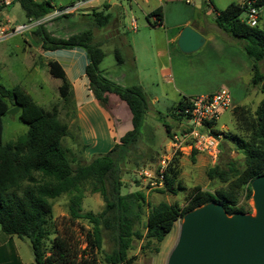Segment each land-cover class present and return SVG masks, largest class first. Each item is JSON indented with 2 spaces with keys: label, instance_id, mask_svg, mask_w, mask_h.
Segmentation results:
<instances>
[{
  "label": "trees",
  "instance_id": "trees-1",
  "mask_svg": "<svg viewBox=\"0 0 264 264\" xmlns=\"http://www.w3.org/2000/svg\"><path fill=\"white\" fill-rule=\"evenodd\" d=\"M17 1L28 18L41 19L54 8L48 0ZM244 1L232 2L224 9L217 10L214 22L230 36L242 41L245 53L252 61L251 83L264 90V72L260 68V62L264 60V28L259 24L249 25L241 16L246 7ZM258 1L264 3V0ZM88 15L94 19L97 28L105 27L110 22V13L104 9L93 10ZM154 15L157 20L155 23L159 24L162 8L158 7L150 13V16ZM43 24L32 31L36 34L44 32ZM44 33L42 48L45 50L74 47L86 50L89 62L85 73L89 89L106 109H109L110 94H117L130 110L132 128L109 151L96 154L92 160L74 166L68 156V149L62 143L69 129L68 124L59 118L58 108L46 109L22 87L7 88L0 83V225L4 233L30 240L34 264H132L133 257L129 255V249L134 238L145 241L143 249L158 251L159 247L153 246V243L158 245L162 242L178 219L199 206L217 202L223 205L229 215L251 212L250 207L239 205V201L243 194L248 198L252 196V181L264 175V98L254 113L245 105L235 106V132L225 135L235 149L244 154V167L229 160L227 169L220 166L210 168L209 177H219L227 185L214 192L196 186L185 206L165 201L153 205L147 214L146 232L143 233L136 227L140 215L132 212V208L137 206L140 210L139 201L144 200V195L122 192L120 165L129 157L141 137L148 111L146 92L141 85L124 87L102 74L100 64L106 54L98 43H94L91 30L68 38ZM48 66L53 76L62 79L59 93L68 100L72 93L64 67L54 59L48 61ZM187 100V96L182 97L174 107L173 115L177 120H181L177 111L187 105ZM16 105L20 107L18 116L28 124V129L18 138L5 141L3 117ZM171 129V125H166L169 133ZM213 132L223 136L217 128ZM178 163V155L170 160L160 192L177 194L184 188L176 184ZM87 184L92 186L94 192H100L105 201L100 213L81 211L83 187ZM63 194L70 195L72 220L85 218L93 226L85 233L88 249L74 247L67 237L50 228L53 200ZM102 227L111 231L115 247L100 259L98 251H102ZM52 234L55 236L51 238Z\"/></svg>",
  "mask_w": 264,
  "mask_h": 264
},
{
  "label": "rangeland",
  "instance_id": "rangeland-1",
  "mask_svg": "<svg viewBox=\"0 0 264 264\" xmlns=\"http://www.w3.org/2000/svg\"><path fill=\"white\" fill-rule=\"evenodd\" d=\"M49 1L54 7V11V9H63L75 5L81 0ZM109 1L113 3V8L109 11L112 20L118 18L120 21L119 27H117L120 32L119 35L114 34L112 37L103 39L102 35L107 32L111 35L115 26L97 28L91 15L84 16V18L81 15L83 6L53 19H48L47 17L51 14H47L43 29L44 32L57 38H68L83 31L91 30L94 43H98L106 54L100 64L102 74L124 87L143 85L148 99V111L141 129V137L129 157L121 163L120 169L123 181L122 192H138L144 195V200L139 201L141 204L140 210L137 206H134L132 212L139 213L140 218L137 220L136 227L145 233L146 217L153 205L165 201L170 204L185 206L194 187L200 186L203 190L214 192L227 185L219 177H209L210 168L220 166V168L227 169L226 164L229 160L236 161L241 168L244 167V154L235 149L233 143L225 135H232L235 132L234 107L245 105L254 113L260 101L264 98V90L261 87H254L250 83L245 87L246 89L242 88L241 92L236 91L233 106L221 113L216 124L217 129L223 133L221 138L223 150L218 158L212 159L204 153H195L188 147L183 149L181 153L177 154L179 156V176L176 184L179 183L184 188L179 190L177 194L168 191L160 192L159 189L163 187V184H160L157 179L159 165L166 156L170 157V137L172 132L179 129L180 120H177L173 115L174 107L178 102L174 85H178L186 92L197 94V92L201 93L203 90L218 86L223 76L226 75L212 72L213 69H210V64L206 68L204 60L209 61L213 58L211 53L207 51L208 46L190 53L181 50L173 52L166 49L164 53H159L157 46L161 44L160 46L165 48L167 42L166 30L155 23L152 16L140 10L136 6V0ZM241 1L243 0H211L212 6L206 8V10H198L190 4V6L184 7V12L182 10L181 13L185 15L193 14L194 18L204 21L206 30H210L212 25L218 27L214 22L217 10L224 9L232 2ZM156 4V0H150L148 6L153 8ZM102 6L104 7V5ZM100 7L95 6L90 11L100 10ZM5 13L9 15L14 24L28 21V17L18 1L7 8ZM261 16L262 22L260 20L259 25L264 28V12ZM175 17L177 18L176 15ZM132 18L136 19L138 25L136 30L132 28ZM44 32L36 34V32L28 30L23 34L10 36L0 42V83L7 88L22 87L46 109L52 110L55 106L58 108L59 118L68 124L69 129V134L63 138L62 143L68 149V156L75 166L78 163L92 160L99 153L88 150L89 144L91 145L95 140H93L92 134L85 133V138H82L79 130L78 110L73 102L72 89V94L68 100L63 99L59 93L62 79L50 73L48 66L50 58H47V55L42 54L40 50L45 37ZM130 43L134 48L133 50L128 47ZM62 54L63 58L60 63L66 71L71 87L75 86L76 91H78L83 85L80 82L79 57L73 56L71 52ZM260 68L264 72V60L260 62ZM207 69H210V71ZM166 70H170V75L163 79L161 74ZM81 75L86 77L82 73ZM168 79L171 81L168 82ZM156 97L158 100H154ZM123 107L121 111H115L120 116L129 113L128 108ZM18 113L15 115L6 114L3 117V139L5 141L18 138L28 129V124L20 120ZM96 119H98V115L95 116ZM129 122L130 119H127L126 126L129 125ZM166 125L172 126L170 133L166 130ZM88 127L85 126V128ZM106 128L104 122L98 123V129L101 132L104 130L103 135L107 132ZM97 137L102 140L99 135ZM69 203V194H63L53 200L50 228L52 231L67 237L74 247L81 249L87 247L86 249H88L85 233L93 226L85 218H78L73 221ZM239 205L250 207V214L254 215L256 209L253 193L250 198L243 194ZM104 207L105 201L101 193L94 192L90 184L84 186L81 211H93L97 214ZM182 222L183 218L178 219L162 242L158 245L153 243V246L159 247L158 251L143 249L142 246L145 241L134 238L129 249V255L133 257L132 264H167L169 255L178 241ZM101 234L103 245L102 251H98V257L103 259L104 254L111 252L115 245L110 230L102 227ZM54 236L55 234H52L50 237ZM49 245L50 243L47 242V246ZM19 262L25 264L35 263L30 240L26 237L20 238L6 234L2 231L0 225V264H19Z\"/></svg>",
  "mask_w": 264,
  "mask_h": 264
},
{
  "label": "crops",
  "instance_id": "crops-1",
  "mask_svg": "<svg viewBox=\"0 0 264 264\" xmlns=\"http://www.w3.org/2000/svg\"><path fill=\"white\" fill-rule=\"evenodd\" d=\"M149 3L150 0H136V6L149 15L156 8H162L161 21L159 20L158 22L160 23L157 24L166 30L167 42L165 48H162L160 46L161 44L157 46V51L159 53H164L166 50L173 52L180 50L177 45L179 33L185 25H191L205 36L206 41L202 48L208 46L207 51L211 53L213 57L212 60H204L206 68H208L210 64V69H213L212 72L226 75L223 76V79H221L218 86L212 89L209 88L203 90L201 93L197 92V94L186 92V90L182 89L178 85H174L177 92L178 102L184 96L192 97L210 94L218 91L221 87H227L231 92L232 98L234 99V93L236 91L239 93L241 92L242 88L246 89L245 87H247L252 80V61L245 53L242 41H236L238 39H234L220 27H216L214 25H212L210 30H206L204 21L194 18L193 14H182L181 12L184 7L190 6V4L186 3L184 0H156L157 4L153 8H149ZM102 5H104V7ZM95 6H101L100 10L105 9V12L110 13L109 11L113 8V3H111L109 0H85V3L83 4V10L81 11L83 18L84 16H88V14L91 12L90 9ZM192 6L198 10H206V8H209L202 3ZM152 17L155 21H157L155 15ZM169 19L171 21L170 23ZM119 22L120 21L118 18L112 20L110 14V22L105 27L109 28L110 26H115V29L112 31L111 35L109 32L102 35L103 39L112 37L114 34H120L119 29H117V27H119ZM128 47L132 50L134 49L131 43L128 45ZM40 50L42 54H45L47 55V58H50L49 60L58 59L59 62H62V53L71 52L73 56L79 57L78 66L81 77L80 82L83 85L81 86V89H78V91H76L75 86L71 87L74 96L73 102L77 106L78 110L77 114L79 120V130L83 139L85 138V133L93 135V140H95L91 145L89 144L88 146V150L90 152L105 153L109 151L114 146V144L117 143L120 138L132 128L131 113L126 103L115 93H111L109 96V109L101 106L95 99L93 92L89 89V80L85 73L86 65L89 62V59H87V53L84 51L85 49L83 50L81 47H74L60 51L58 49L44 50L41 47ZM210 69L207 70L210 71ZM169 71L166 70L161 74L163 79H166L168 75H170ZM81 73L86 77H82ZM167 81L170 82L171 80L168 79ZM140 85L143 87L142 84ZM154 100H158V98L156 97ZM123 106L128 108L127 110L129 113L127 115L120 116L116 112L121 111V109L124 108ZM96 115H98V119L95 120ZM126 118L130 119L129 125L127 126ZM99 122H104V127H107V132L104 135L102 134L104 130L101 132V130L98 129ZM85 126L89 127L85 128ZM98 135L100 138L102 137V140L97 137Z\"/></svg>",
  "mask_w": 264,
  "mask_h": 264
},
{
  "label": "water",
  "instance_id": "water-1",
  "mask_svg": "<svg viewBox=\"0 0 264 264\" xmlns=\"http://www.w3.org/2000/svg\"><path fill=\"white\" fill-rule=\"evenodd\" d=\"M201 0H196L200 4ZM243 13L241 14V16ZM205 36L191 25L179 33L182 52H195ZM20 111L18 105L7 114ZM255 214L229 215L221 203L210 202L189 211L184 217L178 241L167 264H264V175L252 181Z\"/></svg>",
  "mask_w": 264,
  "mask_h": 264
},
{
  "label": "built area",
  "instance_id": "built-area-1",
  "mask_svg": "<svg viewBox=\"0 0 264 264\" xmlns=\"http://www.w3.org/2000/svg\"><path fill=\"white\" fill-rule=\"evenodd\" d=\"M17 0H0V42L10 36L23 34L25 31L33 30L42 24L45 17L41 19L28 18L27 22L14 24L5 10L12 6ZM188 4L196 5V0H184ZM85 0L78 1L75 5L63 9H54L48 19H53L61 14L70 13L71 11L83 6ZM206 7L212 6L211 0H201ZM245 10L242 17L251 26L260 23L261 15L264 11V3L258 0H245L243 2ZM131 25L137 29V22L132 18ZM233 106V98L227 87H221L218 91L210 94L197 95L188 97L187 105L178 109L180 115L179 129L172 132L170 137V157L166 156L164 161L159 165V174L157 179L163 184L164 173L170 160L181 153L183 149L190 148L197 153H204L212 159L218 158L221 149V134H216L213 129L217 128L216 124L225 110ZM148 176L149 173L146 172Z\"/></svg>",
  "mask_w": 264,
  "mask_h": 264
}]
</instances>
